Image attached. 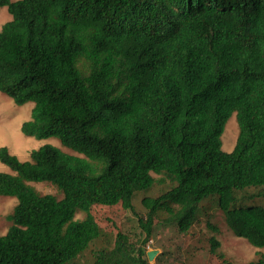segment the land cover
Returning <instances> with one entry per match:
<instances>
[{
  "label": "trees",
  "instance_id": "16d2710c",
  "mask_svg": "<svg viewBox=\"0 0 264 264\" xmlns=\"http://www.w3.org/2000/svg\"><path fill=\"white\" fill-rule=\"evenodd\" d=\"M13 18L0 29V91L33 101L27 136L56 137L20 160L6 146L0 195L18 203L0 234V264H80L102 233L92 209L142 199L147 237L119 231L85 264H148L156 216L181 232L217 197L229 228L264 247V0H0ZM233 113L231 152L222 135ZM29 182H50L63 194ZM249 189H255L246 196ZM214 195V196H213ZM255 201V200H254ZM84 211L85 217L76 219ZM211 227L217 231L216 226ZM219 264H235L217 249ZM245 264H264V254Z\"/></svg>",
  "mask_w": 264,
  "mask_h": 264
},
{
  "label": "rangeland",
  "instance_id": "374dc122",
  "mask_svg": "<svg viewBox=\"0 0 264 264\" xmlns=\"http://www.w3.org/2000/svg\"><path fill=\"white\" fill-rule=\"evenodd\" d=\"M12 18L7 6L1 7L0 29ZM34 106L33 101L22 105L16 104L11 97L0 91V147L6 146L20 160L31 159V153L47 143L56 145L66 152L78 154L62 145L56 137L37 139L23 133L22 124L32 118ZM238 134L239 126L236 113H233L228 119L222 135L224 151L231 152L234 149ZM0 171L15 173L1 160ZM152 175L156 178L155 184L151 189L135 194L134 210L124 209L121 205H96L93 207L92 213L99 222L102 233L78 259L80 264L92 262L94 251L97 249L111 247L119 231L127 233L137 244L146 239L147 233L140 222V218H145L147 212L142 199L145 196H158L173 184L163 175L154 172ZM29 183L43 194L52 193L59 198L63 196L62 192L50 182ZM254 191L255 189H249L245 195L248 196ZM216 198L210 197L202 202L198 217L188 232H181L176 224L168 223L166 221L168 214L161 211L155 218L151 235L145 246L147 251H157L154 258L149 259L148 264H219L221 260L211 251L210 238L213 236L221 242V246L217 250L224 253L225 258L235 264H245L257 260L260 254H264V247L252 245L245 237L237 236L229 228L223 212L218 207ZM254 200H246L245 204H264V198L255 197ZM17 203L18 199L14 196L0 195V234L7 233L11 225L8 215L13 213ZM85 215L84 211H78L75 218L82 219ZM211 225L216 226L217 231Z\"/></svg>",
  "mask_w": 264,
  "mask_h": 264
},
{
  "label": "water",
  "instance_id": "95a60500",
  "mask_svg": "<svg viewBox=\"0 0 264 264\" xmlns=\"http://www.w3.org/2000/svg\"><path fill=\"white\" fill-rule=\"evenodd\" d=\"M156 252H157L156 250L148 251V257H149L150 260L154 258Z\"/></svg>",
  "mask_w": 264,
  "mask_h": 264
}]
</instances>
